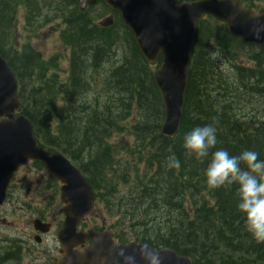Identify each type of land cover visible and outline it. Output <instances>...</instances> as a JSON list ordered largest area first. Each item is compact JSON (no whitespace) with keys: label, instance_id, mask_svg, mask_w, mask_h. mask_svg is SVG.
<instances>
[{"label":"trees","instance_id":"trees-1","mask_svg":"<svg viewBox=\"0 0 264 264\" xmlns=\"http://www.w3.org/2000/svg\"><path fill=\"white\" fill-rule=\"evenodd\" d=\"M239 1L254 13L264 11V0H259L260 8L252 0ZM20 6L32 32L43 22L58 19L64 25L59 37L70 51L64 82L53 72L56 57L43 60L28 44L14 48L11 39ZM93 7L101 14H113V25L99 27L90 18ZM243 50L252 66L236 64V56L245 55ZM0 55L16 78L19 113L32 123L37 142L66 156L95 193L91 215L96 213L101 223L94 230L107 228L120 243L132 239L155 250H173L190 257L193 264H264V243L246 232L237 210L236 185L208 190L207 161H196L183 147V137L192 128L214 124L217 145L210 153L224 149L238 156L243 150H254L264 160V120L254 112L240 116L237 109L242 101L264 97V48L243 45L228 35L224 24L202 18L192 48L179 131L171 139L160 133L163 105L152 80L155 66L141 57L118 14L100 0L82 12L75 0H0ZM95 71L104 74V102L91 93L90 73ZM59 94L61 106H57ZM133 114L135 143L128 154L143 169L128 185L132 160L118 158L109 139L123 130L121 124ZM172 155L179 159V168L168 166ZM33 166L42 169L38 162ZM119 179L128 186L127 193L118 190ZM115 216L119 219L110 223ZM6 253L1 260L16 261L17 250Z\"/></svg>","mask_w":264,"mask_h":264},{"label":"water","instance_id":"water-1","mask_svg":"<svg viewBox=\"0 0 264 264\" xmlns=\"http://www.w3.org/2000/svg\"><path fill=\"white\" fill-rule=\"evenodd\" d=\"M94 0H75L83 11ZM118 13L131 32L142 58L150 65L161 56L152 79L163 108L160 133L171 139L179 131L185 102L193 43L197 24L204 16L224 23L230 37L244 45L264 47V11L253 14L237 0H101ZM100 27L113 24V16L103 18ZM29 161L39 162L59 185L63 204L62 224L56 239L60 257L53 264H126L125 256H134L136 264H144L143 250L158 254L161 264H193L191 258L169 249L154 250L135 241L116 243L108 230H78L93 210L96 196L84 175L61 153H52L40 146L33 134V125L19 114L16 78L0 55V206L15 172ZM33 228L47 233L49 225L39 219ZM88 240V245L85 246ZM39 243V238H35ZM123 253V255H121Z\"/></svg>","mask_w":264,"mask_h":264},{"label":"rangeland","instance_id":"rangeland-1","mask_svg":"<svg viewBox=\"0 0 264 264\" xmlns=\"http://www.w3.org/2000/svg\"><path fill=\"white\" fill-rule=\"evenodd\" d=\"M252 1L258 8L263 5L259 0ZM108 15H110L108 12L101 14L100 10L95 9V7L90 12V18L96 24ZM24 17L25 10L20 6L16 12L15 36L11 39L14 48L28 44L33 50L40 53L43 60L56 57L57 69H53V72L57 74L60 82H64L68 75L70 54L69 49L62 44L59 37V32L64 28V25L58 19L43 22L41 27L35 28L32 32L26 26ZM40 22H42V18H40ZM243 53L244 56L241 54L236 56V64L239 66H252L245 50H243ZM103 76V73L95 71L90 73L89 79L92 85L91 93L93 96L100 95L99 102H104L107 98V92L104 91ZM60 99L61 95L59 94L57 96V106L62 105ZM92 100L93 98H90L89 101ZM256 100L250 103L242 101L237 108L239 109V115L246 114L250 117L251 112H254L256 118L264 120V97H256ZM136 118V115L133 114L126 122L121 124L123 130L113 133L109 139L118 158L124 157L126 160H132L131 169L128 172V185L133 183L136 174H140L143 169V164L136 157H131L128 154L135 143L132 128ZM30 169H33L32 172ZM40 176H43V178ZM58 187L59 184L53 181L46 172L36 169L32 164L26 165L15 177L6 206L0 208V219L3 221H0V264H51L59 256L56 233L62 221V216L59 217L58 214L61 208ZM117 187L122 193L128 192V186L124 187L120 179ZM104 214L102 215L103 219L107 220V214ZM95 215L96 213L87 219L86 226L100 225L101 220ZM39 217L47 222H54V224L49 232L43 235L44 237L41 236V241L38 244L34 241V236L37 233L33 229L32 221L34 218ZM118 219L119 216H115L109 219V222L113 223ZM14 250L18 251L16 261L4 262L6 258L1 260L7 254L6 251ZM8 254L10 256V253Z\"/></svg>","mask_w":264,"mask_h":264},{"label":"clouds","instance_id":"clouds-1","mask_svg":"<svg viewBox=\"0 0 264 264\" xmlns=\"http://www.w3.org/2000/svg\"><path fill=\"white\" fill-rule=\"evenodd\" d=\"M217 145V128L214 124L196 126L183 137L184 149L196 161L207 166L204 171L208 190H217L236 185L238 193L237 210L243 217L246 232L257 243H264V160L254 150H243L238 156L227 150H210ZM210 157V158H209ZM245 167L242 168L241 164ZM170 168H179L175 155L168 157ZM123 255V253H121ZM144 264H161L158 254L143 250ZM126 264H136L134 256H125Z\"/></svg>","mask_w":264,"mask_h":264},{"label":"flooded vegetation","instance_id":"flooded-vegetation-1","mask_svg":"<svg viewBox=\"0 0 264 264\" xmlns=\"http://www.w3.org/2000/svg\"><path fill=\"white\" fill-rule=\"evenodd\" d=\"M29 164H32L33 165V162H30ZM25 167V166H24ZM24 167H22V168H19L18 169V171L14 174V177H13V179H12V181H11V183H10V185H9V188H8V191H7V200H8V196H9V194H10V188H11V186H12V184H13V181L15 180V177L19 174V172L20 171H22L23 170V168ZM32 170L33 169H30V171L32 172ZM41 170V169H40ZM43 171V170H42ZM45 172V171H44ZM28 173H30V172H28ZM32 174V173H31ZM40 177H42L43 178V176H40ZM41 178V179H42ZM7 200H6V202H7ZM6 202H5V204L3 205V206H6ZM3 206H1V207H3ZM0 207V208H1ZM58 214H59V217H61V214L58 212ZM38 219H40L41 221H43V222H45V223H49V225H50V227H49V229L51 228V226L54 224V222H47V221H45V220H43V218L42 217H39ZM0 221H1V219H0ZM1 222H3V221H1ZM84 224V223H83ZM83 224H81V228H83ZM36 236V235H35ZM44 237L43 235H40V237Z\"/></svg>","mask_w":264,"mask_h":264},{"label":"bare ground","instance_id":"bare-ground-1","mask_svg":"<svg viewBox=\"0 0 264 264\" xmlns=\"http://www.w3.org/2000/svg\"><path fill=\"white\" fill-rule=\"evenodd\" d=\"M216 260V259H215Z\"/></svg>","mask_w":264,"mask_h":264}]
</instances>
